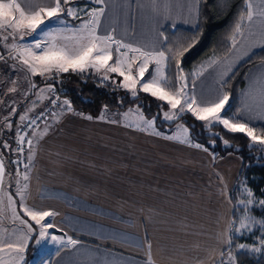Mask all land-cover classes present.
<instances>
[{"label": "crops", "instance_id": "1", "mask_svg": "<svg viewBox=\"0 0 264 264\" xmlns=\"http://www.w3.org/2000/svg\"><path fill=\"white\" fill-rule=\"evenodd\" d=\"M18 2L22 6H50L52 0ZM248 2L252 3L254 12L264 8V0ZM104 7L105 14L100 18L97 33L111 34L142 50H161V31L166 26L194 30L197 25L198 0H105ZM72 21L65 17V25L59 27L72 29ZM128 23H131L130 27L126 26ZM150 23L156 24L152 35L147 32ZM244 30L245 38L241 41L238 37L241 43L237 49L231 47L226 55L204 58L191 67L193 79L187 91L189 94L199 97L214 96L217 91L223 93L222 84L237 66L264 49L259 43L264 32V18L254 15L252 23L246 19ZM64 35H71V32L65 31ZM152 36L157 40L155 46L150 42ZM24 39L31 41L30 35H25ZM58 43L71 44V40L61 39ZM126 51L121 49V52ZM0 56L9 57L3 42H0ZM112 56L109 65H113L118 57L131 61L138 53L128 52L127 57H122L113 45ZM4 59H0V142L7 141L9 145L13 142L11 149H15L18 144L16 131L23 122L19 117L22 114L29 119L41 111L54 90L49 89L46 96L41 93V102L31 104L30 109L23 106L14 121L15 116L9 115L12 109L18 107L17 112L22 103L35 100L36 93L45 88V84H41L44 80L40 76L43 75H32L26 69L28 78H24L13 65L20 63L18 60L3 62ZM142 59L131 63L133 75ZM8 63L15 68L11 73L20 72V77L16 74L9 78L4 74V66L8 67ZM155 67L154 63H149L150 70L144 79L153 75ZM102 71L113 84L128 90L121 85L123 77L103 68L98 72ZM262 75L264 62L247 71L244 85L239 90V108L233 115L254 126L264 125V119H260L264 115V106L260 102L264 90ZM33 83L35 87L29 91L27 87ZM12 87L17 90L10 92ZM62 104L63 113L53 111L31 134L34 158L29 161L28 148L24 166L18 168L12 163L10 168L4 157L7 150L0 147L5 164L3 193L13 194L14 207L21 219L28 224L32 222L21 211L20 195L17 194V190L27 184L24 204L31 209L57 213L45 218L43 223L50 221L53 224L50 228L53 236L78 241L74 246L58 243L47 264H149V259L151 264H235L229 249L233 243L231 193L242 166L237 155L216 158L204 148L195 147L189 137L174 142L169 138L171 133H163L155 127L142 131L138 127H135L138 130L132 128L134 126H120L113 118L102 119L103 112L96 118L87 119L88 115L71 113L67 111V105ZM129 110L133 109L126 111ZM6 116L12 122L11 129L6 127ZM60 118L62 121L53 128L50 121L56 122ZM66 120L70 123L63 125ZM14 152L11 151V155ZM25 174L28 180H24ZM0 199L3 200L0 204V241L15 244L25 236L30 237L27 226L19 219L13 220L6 195L0 194ZM248 215L245 210L237 229L241 222H251V233L260 221L252 217L247 220ZM244 230L236 231L242 238L241 242L236 240V246L241 250V244L246 246L243 250L254 245V242L246 243ZM31 241L28 240L22 261L15 258V252L5 248L0 252V264H24Z\"/></svg>", "mask_w": 264, "mask_h": 264}, {"label": "snow or ice", "instance_id": "2", "mask_svg": "<svg viewBox=\"0 0 264 264\" xmlns=\"http://www.w3.org/2000/svg\"><path fill=\"white\" fill-rule=\"evenodd\" d=\"M94 5L100 7L91 8L87 15L89 19L84 21L77 29H66V27H56V25H65V17L79 18L77 17V7L70 4V0H52L50 6L35 5V6H22L18 0H0V42L4 43V46L8 50L9 56L18 60L21 64L25 65L32 75L45 74V73H67L70 69L73 72H84L87 68H94L96 71H100L102 68L106 72L116 73L123 77L121 82L122 87L128 89L133 97L137 95V85L139 90L145 93L151 94L153 97L165 101L173 111L171 114L165 113V119L172 120L173 118H179L185 112H189L196 118V120L206 122V127H214L222 125L224 129L231 133H242L247 136L253 144L264 145V129L260 133L257 132V128L251 125L248 120L237 119L235 116L229 117L227 115L226 105H229V94L227 92H216L214 96H196L194 93L189 94L186 92L184 84L179 88L173 89L169 79L165 75L166 66L175 59L177 68V79L185 81L183 69L180 67V60L178 57L183 55V52L187 51V48L180 49H167L164 50H142L140 47H133L132 44L127 43L121 39L115 38L111 34L103 33L98 34L97 28L100 24V18L105 14V0H91ZM254 15L264 18V8L254 12L252 3H247L246 19L249 23L254 21ZM53 18H56L55 20ZM245 16L240 17V22L235 25L234 34L230 39L232 40V49H237L238 45L245 38V30L243 21ZM65 31L71 32V35H64ZM18 34V35H17ZM237 34L241 37V41L236 39ZM25 35H31L30 42L25 41ZM71 40L72 44L58 43L59 40ZM11 40V43L8 41ZM259 43L264 46V32L261 33ZM115 45V52L122 57H127L128 52L138 53V56H133L131 61L128 59L117 58L113 65H109V61L113 59L112 46ZM121 49H126V52H121ZM143 58L141 63L137 67V74H132L131 63L135 62L139 58ZM0 59H4L0 56ZM149 63H154L155 74H150L148 79H144L145 73L148 71ZM235 63V61H233ZM231 68V64L229 65ZM105 80L109 79L107 75L103 77ZM264 79V75H262ZM14 84L15 81H12ZM35 87V84L32 85ZM223 86V85H222ZM17 89L12 87L10 92H15ZM261 105L264 106V90L260 94ZM67 105V111H71V103L67 100L63 102ZM55 104V101H53ZM15 109H12V113H15ZM87 119H92L90 116ZM103 119V115L101 117ZM21 121H25L28 118L26 116H20ZM143 120V117H141ZM260 119H264V115L260 116ZM6 127L11 129L12 122L9 117H5ZM115 122V121H113ZM31 124H35V119L30 121ZM154 120L145 121L143 126H137L142 131L148 129L154 130ZM187 131V129H185ZM46 134V130H45ZM156 135H161L159 132H155ZM25 134L17 132L18 147L11 149V146L7 141L0 142V147L5 150L15 151L21 155L24 152V144H27L29 148V161L33 159L32 153L34 152L35 145L33 140L26 139ZM185 142V141H182ZM190 143V141H187ZM225 145L228 141H224ZM199 148L200 145H194ZM12 163H20L19 160H14ZM27 166V165H26ZM19 174V172H17ZM5 175V164L3 160V152H0V194L6 195L8 201V207L12 210L13 220L19 219L22 224H25L29 233L35 235V243L37 246L46 243L47 240H51L63 245H76L78 241L68 238L66 241L62 238L56 237L48 233L46 230L53 227V224L49 221H45L47 217H54L57 213L53 211H40L28 208L24 204V191L27 189V184L23 186V189H18L17 194L20 195V209L23 214L29 217L35 222V225L40 226V231L36 233L32 224H28L27 221L21 219L16 212L14 205L16 201L12 193H3V180ZM24 180H28V175H24ZM251 195V193H249ZM264 204V200L260 201ZM0 204H3V200L0 199ZM246 224L241 222L240 228L236 229L239 232L244 229ZM30 237L25 236L21 242L18 243H3L0 241V252H4L5 248L11 249L17 254L15 257L17 260L22 261L24 259L23 252L27 246ZM246 246L241 244L240 248ZM254 251H260V249H253ZM151 264V259H149Z\"/></svg>", "mask_w": 264, "mask_h": 264}, {"label": "trees", "instance_id": "3", "mask_svg": "<svg viewBox=\"0 0 264 264\" xmlns=\"http://www.w3.org/2000/svg\"><path fill=\"white\" fill-rule=\"evenodd\" d=\"M247 0H198L197 25L194 30L183 28H171L166 26L161 31L163 40L162 49L187 48L183 55L178 57L180 67L183 69L187 85L192 81L191 67L204 58H220L226 55L232 47L230 37L234 34L235 25L240 22V17L245 16L243 25L246 22ZM239 35L237 34L236 39ZM264 62V49L253 53L245 61L240 63L233 73L222 84L223 93L229 94V105H226L227 115L233 116L239 108V90L244 85V78L247 71ZM165 75L169 79L173 89L177 88L180 80L177 77L176 61L173 59L165 68ZM50 83L57 87L55 79L45 80L41 84ZM60 84L63 92L62 98L71 103V108L77 112L96 118L103 110L109 112H124L136 108L141 114L155 121L154 127L163 133H171L177 125L187 128L190 140L194 144L213 154L216 158L228 154L237 155L242 162L240 175L231 193V200L234 207L233 243L229 249L233 255L235 264H264V254L255 257L248 250L238 249L236 240H242L236 234L240 217L245 210L252 218L260 221V229L256 228V237L264 243V145L253 144L252 141L242 133H231L221 125L206 127L199 120H196L190 113H184L172 120L165 122L161 120V111L168 107V104L145 92L137 90L133 97L127 91L103 84L98 80L89 78L79 73H66L60 77ZM23 104L19 106L15 119L21 112ZM260 133L264 125L255 126ZM228 144L225 145L224 141ZM12 144H10L12 148ZM7 165L11 168L12 155L7 150L4 153ZM245 191L251 193L253 204H243ZM239 242V241H238ZM249 240H247L248 244ZM254 242V241H252ZM251 242V243H252ZM250 243V244H251ZM254 246V245H250ZM33 249L32 241L29 243L24 264L30 260L29 253Z\"/></svg>", "mask_w": 264, "mask_h": 264}, {"label": "rangeland", "instance_id": "4", "mask_svg": "<svg viewBox=\"0 0 264 264\" xmlns=\"http://www.w3.org/2000/svg\"><path fill=\"white\" fill-rule=\"evenodd\" d=\"M70 4L72 6L77 7L78 10H77L76 15H77V17H79L78 20H77V18L66 17V18H70V19L73 20L72 21V26H71L72 29L79 28L84 21H87L86 18L89 19L88 15H87L88 11L91 8L96 7V5H94L91 2V0H70ZM138 18H139V10L137 9V11H136V19H138ZM128 21L130 22L131 21V18H129ZM130 25H131V23L126 24V26H128V27H130ZM59 26L60 25H56V27H59ZM155 26H156V24L150 23L148 25L147 32L151 33V35H152L153 34V31L156 28ZM134 27H135V32H136L137 25L135 24ZM30 39H32L31 35H30ZM135 41H137V40L135 39ZM150 42H151L152 46H155V44H157V40L155 41V37L154 36H152ZM72 43H74V41H71V44ZM8 59L11 62H15L14 59H12L10 56L7 57L6 59H4L3 62L8 61ZM13 65L16 66V69H18L20 72H22V75H23L24 78H28V76L26 75V69H27V67L25 65H23L21 63H13ZM133 68H135V67H133ZM13 70H15V68H14V66L12 67L11 64H9L8 67H5L4 66V71H5L4 74L5 75H9L10 76L9 78H11L12 76L15 77L17 75H18V77H20L21 73L20 72H17L16 73L17 75H16L15 73H11V71H13ZM136 70H137V68H136ZM149 70H150V68L148 67V71L145 73V75L148 74ZM67 73H79V74L85 75V76H87L89 78L98 80L101 83L106 84V85H109L111 87L123 89V88H120L117 85L113 84L111 81H109V79L105 80L103 77L106 75V73L103 72V71L102 72H98L94 68H87L84 72H80V71L73 72L72 70H69ZM12 74H14V75H12ZM63 74H66V73H59V74H56V73H48V74H43V76H40V78L42 80H44V81L45 80H49V79H55L56 80L57 87H59V89L61 90V93H62L63 92V89H62V86L60 84V77ZM136 74H137V71L134 74V76ZM154 74H155V71L153 72V75ZM192 79H193V74H192ZM21 84H23V83L21 82ZM182 84L186 85L184 90L187 92L190 84L187 85L186 77H185V81H180L179 82V85H178L177 88H179ZM24 88H26V87H24ZM137 88L139 89V85H137ZM27 89L29 91H32V85H30L29 88L27 87ZM49 89L52 90V91L54 90L53 86L50 83H47V84H45V88L41 89L40 91H38L36 93L35 100H33L32 102H30V101L27 102V100L25 99V101L27 103H22V104H23V106H25L26 110L28 108L30 109V105L31 104H33L35 102H41V100H40V94L41 93H45V96H46V94L49 92ZM127 93H130L132 95V93L129 90H127ZM147 94H149V93H147ZM64 101L65 100H63V99L57 100V102L55 103V105L56 104L57 105L55 107L52 106L53 108H52L51 111L52 112L55 111L56 113H59V114H61L60 112L63 113L64 110H65V108H64V105L62 103ZM0 106H1V103H0ZM17 108L15 110H17ZM31 108H32V106H31ZM173 111H178V110H172L170 108V106L168 105V107L165 110L161 111V120L162 121H165V122H171L172 120L176 119V118H173L172 120L165 119V113L167 112V113L171 114ZM69 112L72 113V112H75V111L72 109ZM10 113H12V111ZM104 113H107V116ZM75 114H76V112H75ZM11 115L15 116L16 113L11 114ZM102 115H104L103 118H111V119L113 118L112 120H114L117 124H120V126H125V127L134 126L132 128L137 129V130H138V128H135V127H137L138 125L139 126H143L145 121L152 120V119L145 118L141 114V112L138 109H136V108H133V110H129V111H125V112H109L107 110H103V114ZM110 115H114V116H110ZM21 116H22V114H21ZM141 117H143V120L141 119ZM62 118H64V117H62ZM62 118L58 119L56 122L54 120L50 121L51 126L53 128H56V126L62 121ZM202 122L206 125V122H204V121H202ZM62 123L64 125V124H68L70 122L66 120V121H63ZM48 126L49 125H46V127H48ZM185 129H187V128L184 127L183 125H180V124L177 125L173 129V131L171 132V134L169 135L170 140L171 141H174V142H177V141L179 142V140H184V139L188 138L189 137L188 130L185 131ZM249 193H250L249 191H245V199H244V201L242 203L243 204H248L247 207L250 208V206L253 204V200H251V195H249ZM247 217H248L247 220H249L251 218L250 215H248ZM31 224L35 228L36 233H38L40 231V226L39 225H35V222L34 221H32ZM245 224H246V227L244 228L245 230L243 229L244 230L243 231V233H244V239L249 240L248 245H250V243L252 241H254V246L247 247V250L250 252V254L254 255L255 257L259 256L260 254H264V243H261L260 239H258V237H256V231H253V232L250 233V229H251L250 224H251V222H245ZM257 227H258V229H260V222H258ZM46 231L48 233H50L51 235H53L51 233V229L50 228L47 229ZM30 235H31L30 236V239H32V247H33V249H32V256H31L32 260L28 264H47L48 257H50V255L52 254V252L54 251V248L57 246L58 243L57 242H54V241H51L49 239V240H47L46 243H43L42 245L37 246V244L35 243V235L33 233H30ZM253 249H260V251H254Z\"/></svg>", "mask_w": 264, "mask_h": 264}, {"label": "built area", "instance_id": "5", "mask_svg": "<svg viewBox=\"0 0 264 264\" xmlns=\"http://www.w3.org/2000/svg\"><path fill=\"white\" fill-rule=\"evenodd\" d=\"M60 99H62L61 90L59 89V87H56L54 89L52 95H51V98H50L48 104H46L45 107L41 111L36 113L34 116L29 118L28 120L23 121L18 126L16 133L17 132H20L21 134L27 133L26 139H30L31 134L34 133L47 120L49 115L52 113V111H51L52 108L57 105V104L56 105L53 104V101H55V103H56L57 100H60ZM33 119H35V121H36L35 124L30 123V121ZM18 146L19 145L17 144V147ZM23 147H24V152L22 155L18 152H14L12 155V161H14V160L20 161V163H14V165H16L18 168H21L22 166H24L26 164L25 155H26V152L28 150V146H27V144H24Z\"/></svg>", "mask_w": 264, "mask_h": 264}]
</instances>
